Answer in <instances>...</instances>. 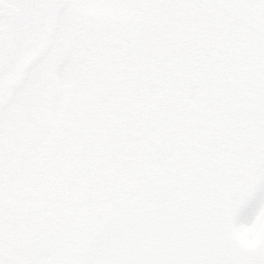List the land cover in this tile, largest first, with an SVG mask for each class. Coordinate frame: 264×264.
<instances>
[{
	"label": "snow or ice",
	"instance_id": "snow-or-ice-1",
	"mask_svg": "<svg viewBox=\"0 0 264 264\" xmlns=\"http://www.w3.org/2000/svg\"><path fill=\"white\" fill-rule=\"evenodd\" d=\"M120 2L0 0V264H264L235 235L264 219V165L206 176L107 87H142Z\"/></svg>",
	"mask_w": 264,
	"mask_h": 264
},
{
	"label": "rangeland",
	"instance_id": "rangeland-1",
	"mask_svg": "<svg viewBox=\"0 0 264 264\" xmlns=\"http://www.w3.org/2000/svg\"><path fill=\"white\" fill-rule=\"evenodd\" d=\"M143 2L124 0L121 39L128 54L123 67L142 87L105 74L117 101L134 97L138 109L157 112L154 136L184 134L183 151H193L206 176L245 175L264 165V112L236 111L243 98L264 94V0H151V22ZM148 22L150 36L144 38L142 26ZM134 33L141 34L137 44L130 42ZM88 65L81 70L88 73ZM235 235L255 246L264 235V219L258 227L255 221L238 226Z\"/></svg>",
	"mask_w": 264,
	"mask_h": 264
},
{
	"label": "flooded vegetation",
	"instance_id": "flooded-vegetation-1",
	"mask_svg": "<svg viewBox=\"0 0 264 264\" xmlns=\"http://www.w3.org/2000/svg\"><path fill=\"white\" fill-rule=\"evenodd\" d=\"M115 8L116 7L108 10V12L106 13V15H108L114 21H118L119 22L118 15L114 13ZM83 60H85V58L84 57H81L80 61L82 62ZM85 61H87V60H85Z\"/></svg>",
	"mask_w": 264,
	"mask_h": 264
}]
</instances>
